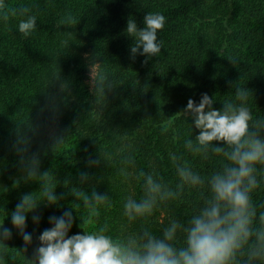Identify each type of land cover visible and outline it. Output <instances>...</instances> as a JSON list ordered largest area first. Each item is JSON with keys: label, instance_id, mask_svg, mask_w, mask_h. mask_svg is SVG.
Masks as SVG:
<instances>
[{"label": "trees", "instance_id": "16d2710c", "mask_svg": "<svg viewBox=\"0 0 264 264\" xmlns=\"http://www.w3.org/2000/svg\"><path fill=\"white\" fill-rule=\"evenodd\" d=\"M0 4L9 11L8 20H0V209L4 210L0 220L5 219L4 226L13 231L2 264H27L39 246L38 236L51 227L49 217L60 216L65 209L74 216L69 235L98 227L97 223L82 225L71 209L75 198L67 185L80 186L84 173L90 177L84 185L87 191L94 187L112 198V207L102 210V217L114 226L119 222L126 189L117 173L119 164L110 168L88 163L99 158L101 146H112L115 134L126 136L135 146L138 169H147L151 161L166 179L174 180L168 152L182 150L187 126L180 113L189 99L199 103L207 93L221 100L234 93L235 85H245L253 94V114L264 116V0H0ZM22 6L38 15L36 31L26 38L17 31L21 17L12 14ZM150 11H159L167 19L158 34L164 46L158 57L132 59L134 40L126 34L127 22L134 18L143 28ZM69 16L71 24L59 23ZM221 51L235 53L238 61L231 62ZM86 54L106 63L116 84L107 93V103L101 100L103 108L91 89ZM53 74H60L69 85L58 118L42 113L47 97L55 91L50 86ZM214 107L219 110L223 105L217 102ZM28 123L38 129L34 135L29 133V151L39 153L41 171L53 172L61 199L58 207L41 205L39 225L29 215L26 231L33 243L25 253L24 241L11 224V212L23 194L41 189L37 182L14 187L21 175L16 142ZM193 131L194 136L199 134ZM53 132L70 137L57 152L51 147ZM189 159L205 174L217 166L216 160ZM135 190L139 193V184ZM254 200L264 202V190ZM78 204L82 210V202ZM190 211L178 202L157 213L154 225L165 222L169 212L182 217Z\"/></svg>", "mask_w": 264, "mask_h": 264}, {"label": "clouds", "instance_id": "9594fccd", "mask_svg": "<svg viewBox=\"0 0 264 264\" xmlns=\"http://www.w3.org/2000/svg\"><path fill=\"white\" fill-rule=\"evenodd\" d=\"M12 14L21 17L17 31L22 37H30L36 31L38 15L31 8L22 6L12 10ZM8 18L7 5L0 4V20ZM72 22L69 16L59 23L67 26ZM166 22L159 11L148 12L143 28L134 18L128 20L126 34L134 40L130 48L132 59L137 55L149 59L160 55L164 42L158 34ZM220 54L233 63L238 61L235 53ZM85 59L89 60L91 89L99 108H103L101 100L107 103V93L116 87L115 81L99 57L89 58L86 54ZM50 86L55 91L47 97L42 113L58 118L60 102L69 85L60 74H53ZM252 97L251 90L237 84L234 93L221 100L207 93L201 95L199 103L188 100L180 113L187 126L182 150L168 152L174 180L166 179L151 161L147 169H138L135 146L126 136L115 134L112 146H101L99 158L88 163L90 167L104 163L110 168L119 164L117 173L126 185L119 222L114 226L107 216L102 217V210L112 207V198L94 187L87 191L84 185L90 177L84 173L80 186L67 185L75 198L71 209L82 225L97 223L98 227L92 231L82 228L81 233L69 235L74 224L72 210L50 216L51 227L38 236L39 246L32 258H27V264H264V202L254 200L264 190V116L253 114ZM217 102L223 105L219 110L214 107ZM194 128L198 135L194 136ZM37 132L28 123V128L19 133L15 147L21 175L14 187L21 182L41 185L38 192L23 194L11 212V224L24 241L25 253L33 243L32 234L26 231L29 215L39 225L42 217L37 210L41 205L58 207L61 199L56 192L55 175L41 171L39 153L29 151V133ZM50 139L52 150L57 152L70 137L53 132ZM189 157L216 160L217 166L205 174L193 166ZM137 184L139 193L135 190ZM78 202H82V210ZM178 202L187 204L191 211L182 217L169 212L165 222L156 227L153 219L157 213ZM4 220H0V264L9 248L6 241L13 237Z\"/></svg>", "mask_w": 264, "mask_h": 264}, {"label": "rangeland", "instance_id": "374dc122", "mask_svg": "<svg viewBox=\"0 0 264 264\" xmlns=\"http://www.w3.org/2000/svg\"><path fill=\"white\" fill-rule=\"evenodd\" d=\"M89 82H90V80H89Z\"/></svg>", "mask_w": 264, "mask_h": 264}]
</instances>
